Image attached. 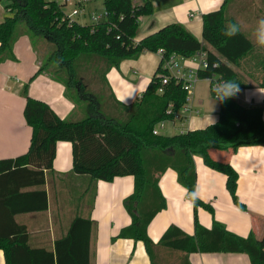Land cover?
I'll use <instances>...</instances> for the list:
<instances>
[{
	"label": "trees",
	"instance_id": "trees-1",
	"mask_svg": "<svg viewBox=\"0 0 264 264\" xmlns=\"http://www.w3.org/2000/svg\"><path fill=\"white\" fill-rule=\"evenodd\" d=\"M6 1L9 15L0 23V64L17 60V39L32 31L54 43L56 49L47 61L40 59V67L30 81L46 73L64 84L65 96L75 107L79 100L88 101V115L72 121L61 118L46 101L30 96L25 84L24 115L33 129L31 143L26 153L0 159V248L6 264H91L94 221L90 216L76 215L67 234L56 239L53 249L33 245L28 226L17 219L20 214L48 209L47 174L53 171L58 142L62 140L72 142L74 174L88 175L96 184L118 176L134 177V191L124 199L132 222L114 239L143 241L151 264H169L171 255L178 252L246 253L252 264H264V232L261 237L254 232L243 237L219 221L207 228L196 219L192 234L174 224L157 243L148 234L150 222L167 205L159 182L169 168L178 173V181L187 188L195 207L203 205L213 212L195 195L194 155L226 174L233 200L244 207L237 195L238 172L229 161L214 158L210 150L236 151L241 145L264 144L263 106H246L235 94L217 98L220 110L216 122L174 135L154 133L161 120H173L174 113L187 102L182 80L171 77L167 83L162 81L169 74L164 62L172 55L189 58L206 52L208 65L198 69V77L211 80L213 96L217 95L216 84L224 81L239 84V88L264 85V49L256 47L242 27L234 37L222 35L221 29L228 22L240 23L229 12L233 0H223L218 11L203 14V41L180 23L167 24L137 41L140 17L153 12L151 0H104L106 18L85 24L64 19V4L56 0ZM23 23L26 28L19 33ZM30 39L41 58L35 41ZM159 49H163L160 64L144 93L130 105L118 101L107 81L108 71L123 59ZM61 72L66 73L65 79L59 76ZM101 82L106 83L113 97L115 110L110 115L99 109ZM18 177L11 186L9 183ZM162 250L171 255L165 256Z\"/></svg>",
	"mask_w": 264,
	"mask_h": 264
},
{
	"label": "crops",
	"instance_id": "crops-1",
	"mask_svg": "<svg viewBox=\"0 0 264 264\" xmlns=\"http://www.w3.org/2000/svg\"><path fill=\"white\" fill-rule=\"evenodd\" d=\"M151 1L153 12L140 17L135 37L137 41L170 23L182 24L203 41V14L213 11V0ZM6 3V0H0V23L9 15ZM229 12L254 40L256 22L264 18V0H233ZM14 51L16 61L7 60L0 64V159L16 157L29 149L33 129L24 115L27 101L23 93L25 84L30 96L46 101L61 118H69L76 111L73 101L65 96L62 82L46 73L30 81L40 67V60L28 35L17 39ZM161 58L159 51L146 50L112 67L106 78L114 97L126 105L134 103L146 90ZM178 59L185 69L199 67L196 60L180 56ZM235 98L246 106L264 107V85L239 88ZM190 102L199 112L185 114L186 118L179 120L181 128L176 133L162 134L174 135L204 128L218 120L220 104L212 94L210 79L197 81ZM171 122L175 126L178 121ZM166 129L164 127L163 130ZM210 153L216 159L229 161L238 172L237 195L244 207L233 200L226 185V174L208 166L201 156L194 155L197 175L195 195L211 206L213 212L203 205L196 208L187 188L178 181V173L169 168L159 182L167 205L148 226V234L155 243L173 224L189 234L194 233L196 219L207 228H211L215 220L219 221L228 230L243 237L251 232L258 237L263 235L264 144L241 145L236 151L212 148ZM72 158V142L59 141L53 171L47 174L48 209L17 216L20 223L28 226L31 243L53 249L56 239L67 234L76 215L90 216L94 221L90 237L91 264H151L143 241L114 239L123 227L132 222L124 199L134 191V177L118 176L112 181L99 180L96 184L88 175L73 173ZM17 179L19 177L9 184L12 186ZM162 251L165 256L171 255L168 250ZM171 256L173 260L169 264H252L246 253L178 252ZM0 264H6L1 248Z\"/></svg>",
	"mask_w": 264,
	"mask_h": 264
},
{
	"label": "built area",
	"instance_id": "built-area-1",
	"mask_svg": "<svg viewBox=\"0 0 264 264\" xmlns=\"http://www.w3.org/2000/svg\"><path fill=\"white\" fill-rule=\"evenodd\" d=\"M58 3L64 4V19H68L69 22L78 21V16L86 15V5L91 3L95 0H56ZM104 3V0H103ZM70 4L74 5V8L68 12L65 10L66 6ZM92 20V23H98L103 21L107 16V11L104 7V12L95 13V12H88L87 13ZM81 23V22H80ZM84 22L82 24H85ZM160 54H163V49L158 50ZM178 55H172L170 58L166 59L164 62V67L168 70L169 74L162 77L163 83H167L171 77H175L177 80H182L184 88L187 90V102L186 104L181 107V109L174 113L173 120H161L156 127L154 128V133L159 134L161 133V129L165 127V124L168 121H179L186 118L185 114H190L191 112H199V110L194 109L193 105L190 102V96L192 91L195 88L196 82L200 79L198 77V69L206 68L208 63L206 60V52L200 51L196 53L194 56L189 57V59L196 60L199 63V67L196 69H185L179 62ZM181 57V56H180ZM185 58V57H183ZM217 85V84H216ZM160 91H162L160 89ZM217 98V95L214 96ZM171 112V107L168 110Z\"/></svg>",
	"mask_w": 264,
	"mask_h": 264
},
{
	"label": "rangeland",
	"instance_id": "rangeland-1",
	"mask_svg": "<svg viewBox=\"0 0 264 264\" xmlns=\"http://www.w3.org/2000/svg\"><path fill=\"white\" fill-rule=\"evenodd\" d=\"M73 8H74V5L70 4L69 6L65 7V10L70 12ZM88 12H95V13L104 12L103 0H95V1H93L91 3H88L86 5V15L85 16H83V15L78 16L79 22H81V23H84V22L92 23V20H90V17L87 14ZM23 28H26L25 23H23L22 26H20L18 32L20 33V29H23ZM21 36L22 35H20V37ZM29 36L33 38V40L35 41L36 46L38 47V50H39L40 56H41V58H39V60L43 59L44 61H47L49 55L53 52V50L56 49V45L54 43H52V42H46L43 39L42 36L32 32V31L30 32ZM43 48H45V52L42 51ZM59 76L64 78V79L67 77L65 72L59 73ZM199 82H201V81H199ZM196 84H197V82H196ZM196 84H195V87H196ZM100 85H101L103 94L101 95V97L97 95L98 99L100 100V103H101L99 105V109L104 111L106 114L110 115L115 110V107H113V105H114L113 97L110 95V89L107 88L106 83L101 82ZM70 93L72 95H74V92H70ZM87 105H88V101L87 100H79V103H77L76 111L68 119H70L72 121H76V120H81L84 117H86L88 115ZM180 122L181 121H178L176 123V125L174 126L173 122L168 121L165 124V127L167 129L163 130L164 129L163 128V129H161V132H164V133H167V134L176 133L181 128L180 127V124H181ZM170 127H173V128L171 129Z\"/></svg>",
	"mask_w": 264,
	"mask_h": 264
},
{
	"label": "clouds",
	"instance_id": "clouds-1",
	"mask_svg": "<svg viewBox=\"0 0 264 264\" xmlns=\"http://www.w3.org/2000/svg\"><path fill=\"white\" fill-rule=\"evenodd\" d=\"M215 7L213 11H218L223 4V0H213ZM241 31V24L239 22H228L222 29V35L231 38L238 35ZM254 44L260 49H264V18H260L256 22V26L253 30ZM217 93V98L225 99L239 91V84L232 81H224L217 84L214 88Z\"/></svg>",
	"mask_w": 264,
	"mask_h": 264
}]
</instances>
